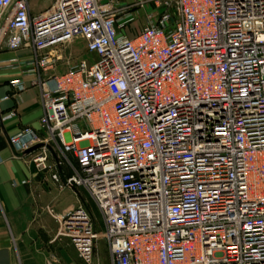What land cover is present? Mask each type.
Instances as JSON below:
<instances>
[{
    "label": "built area",
    "instance_id": "built-area-1",
    "mask_svg": "<svg viewBox=\"0 0 264 264\" xmlns=\"http://www.w3.org/2000/svg\"><path fill=\"white\" fill-rule=\"evenodd\" d=\"M0 41L32 47L42 106L9 145L101 216L56 217L86 263L101 238L111 264H264V0H0Z\"/></svg>",
    "mask_w": 264,
    "mask_h": 264
},
{
    "label": "crops",
    "instance_id": "crops-1",
    "mask_svg": "<svg viewBox=\"0 0 264 264\" xmlns=\"http://www.w3.org/2000/svg\"><path fill=\"white\" fill-rule=\"evenodd\" d=\"M53 2L28 0L29 14L44 13ZM141 10L134 14L138 16ZM153 11V5H144V24ZM128 27L124 32L129 37L139 30L134 22ZM86 56L85 52L80 57ZM37 78L32 47L9 49L0 41V264H88L56 219L84 200L82 189H59L47 174L17 156L7 141L23 126L39 128L42 106ZM13 79H21L25 88L15 93L10 85ZM11 109L16 116L3 119ZM91 264H111L108 249L99 255L95 246Z\"/></svg>",
    "mask_w": 264,
    "mask_h": 264
},
{
    "label": "rangeland",
    "instance_id": "rangeland-1",
    "mask_svg": "<svg viewBox=\"0 0 264 264\" xmlns=\"http://www.w3.org/2000/svg\"><path fill=\"white\" fill-rule=\"evenodd\" d=\"M125 2V1H124ZM142 13H139L138 16L134 15V26L138 29L144 25V10H141ZM127 28L128 25L126 26ZM58 51V55L61 56L60 59L57 60V68L58 70H65L70 65L74 64L80 56L85 55V42L81 39H75L71 43L67 45H62L56 48ZM82 195L84 198V202L88 210L94 215L97 221V229H102L101 216L95 208L93 201L90 199L88 194L82 190ZM104 251L107 252V244L103 239H98L96 241V252L99 255H104Z\"/></svg>",
    "mask_w": 264,
    "mask_h": 264
},
{
    "label": "water",
    "instance_id": "water-1",
    "mask_svg": "<svg viewBox=\"0 0 264 264\" xmlns=\"http://www.w3.org/2000/svg\"><path fill=\"white\" fill-rule=\"evenodd\" d=\"M28 152V151H27Z\"/></svg>",
    "mask_w": 264,
    "mask_h": 264
}]
</instances>
